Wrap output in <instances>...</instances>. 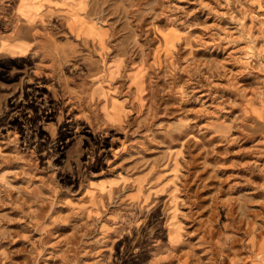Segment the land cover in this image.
Instances as JSON below:
<instances>
[{
  "label": "rangeland",
  "instance_id": "obj_1",
  "mask_svg": "<svg viewBox=\"0 0 264 264\" xmlns=\"http://www.w3.org/2000/svg\"><path fill=\"white\" fill-rule=\"evenodd\" d=\"M0 264H264V0H0Z\"/></svg>",
  "mask_w": 264,
  "mask_h": 264
}]
</instances>
